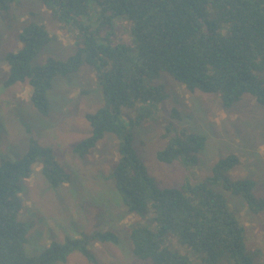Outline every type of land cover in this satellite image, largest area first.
Listing matches in <instances>:
<instances>
[{
    "label": "trees",
    "instance_id": "1",
    "mask_svg": "<svg viewBox=\"0 0 264 264\" xmlns=\"http://www.w3.org/2000/svg\"><path fill=\"white\" fill-rule=\"evenodd\" d=\"M20 1L0 4L6 8ZM39 1L74 30L76 53L66 61L49 58L34 65L53 37L46 25L31 22L20 34L21 48L6 58L5 86L28 83L33 105L48 115L54 80L84 66L92 69L103 106L87 115L92 134L75 153L86 157L107 134L120 140L112 177L127 211L141 217L130 226L133 255L151 264H261L248 255L245 227L216 190L223 185L227 192L242 196L253 213L264 211V198L254 195L255 182L231 176L239 159L235 155L220 159L213 175L200 182L187 179L180 187L160 188L133 148L131 128L144 122L151 107L168 99L165 87L157 83L162 73L189 91L219 95L226 109L247 96L264 106V0ZM127 21L133 24L135 46L117 40L118 22ZM205 145L201 135L177 133L169 137L158 159L195 167ZM37 165L54 188L70 181L52 150L34 140L21 159L1 160L0 264L66 263L76 252L93 259L94 242L119 243L115 233L97 231L54 241L30 255L26 248L30 229L20 217L22 181L32 177ZM171 239L187 251L172 248Z\"/></svg>",
    "mask_w": 264,
    "mask_h": 264
},
{
    "label": "rangeland",
    "instance_id": "2",
    "mask_svg": "<svg viewBox=\"0 0 264 264\" xmlns=\"http://www.w3.org/2000/svg\"><path fill=\"white\" fill-rule=\"evenodd\" d=\"M31 22L46 25L53 37L34 59V65H43L49 58L66 61L76 53L74 30L51 7L39 0H21L6 8L0 4V163L3 158L21 159L34 140L39 147L52 150L70 175L68 183L54 188L37 165L32 177L22 181L20 217L30 229L27 251L35 255L54 241L63 243L67 237L110 231L118 235V244L94 242L90 246L93 259L76 252L59 264H151L133 255L130 226L141 217L127 211L112 177L120 140L107 134L86 157L75 153L77 145L92 134L87 115L103 106L92 69L84 66L54 80L48 93V115L33 105L28 83L5 86L9 76L6 58L21 48L20 34ZM127 23L118 22L117 40L135 46L133 24ZM157 83L165 87L168 99L151 107L144 122L131 128L133 148L156 184L168 188L180 187L187 179L200 182L213 175L220 159L235 155L239 163L231 176L252 179L254 195L264 198V106L247 96L226 109L219 95L189 91L168 73H162ZM174 111L178 114L172 116ZM183 132L206 138L198 164L189 167L181 161L161 162L158 153L168 146L169 137ZM216 190L245 227L248 255L264 264V211L253 213L242 196L227 192L223 185ZM171 240L172 248L187 251L177 240Z\"/></svg>",
    "mask_w": 264,
    "mask_h": 264
}]
</instances>
